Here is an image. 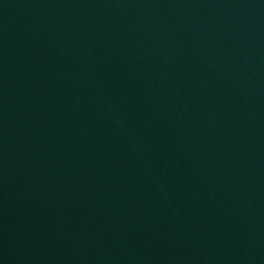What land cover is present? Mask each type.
Masks as SVG:
<instances>
[{"label":"water","instance_id":"95a60500","mask_svg":"<svg viewBox=\"0 0 264 264\" xmlns=\"http://www.w3.org/2000/svg\"><path fill=\"white\" fill-rule=\"evenodd\" d=\"M0 264H111L50 0H0Z\"/></svg>","mask_w":264,"mask_h":264}]
</instances>
